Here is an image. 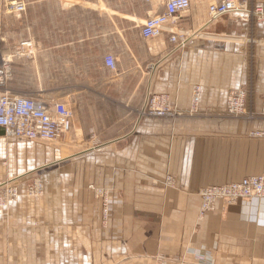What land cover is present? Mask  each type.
Listing matches in <instances>:
<instances>
[{
	"label": "crops",
	"instance_id": "1",
	"mask_svg": "<svg viewBox=\"0 0 264 264\" xmlns=\"http://www.w3.org/2000/svg\"><path fill=\"white\" fill-rule=\"evenodd\" d=\"M209 2L190 0L155 40L140 29L162 0H103V10L96 0H40L38 11L29 3L15 16L21 31L0 34L2 52L13 55L8 91L65 102L73 114L53 162L56 185L39 204L11 205L8 219L0 218V264H159L160 257L166 264H264L263 199L200 214L201 189L264 174V117L235 119L225 109L229 92L246 81L247 52L233 40L245 31H207L221 20H208ZM79 12L87 17L83 29L74 22ZM233 17L238 26L247 22ZM96 18L103 22L97 30ZM170 33L182 47L167 41ZM21 42L32 44V58L15 55ZM255 81L258 100L264 73ZM163 94L168 116H144L148 96ZM34 144L0 133V181L1 165L29 170L14 158L39 159ZM90 185L106 190L108 201L95 199Z\"/></svg>",
	"mask_w": 264,
	"mask_h": 264
},
{
	"label": "built area",
	"instance_id": "2",
	"mask_svg": "<svg viewBox=\"0 0 264 264\" xmlns=\"http://www.w3.org/2000/svg\"><path fill=\"white\" fill-rule=\"evenodd\" d=\"M163 9L156 16L141 26V36L145 40L160 38L165 27L175 26L180 16L190 8V0H162ZM248 0H216L208 7L207 13L210 21H216L222 17L237 12L242 15L264 18V8L262 5L248 10ZM16 12H24L23 5H12ZM169 42L176 47H182L184 41H179L177 35L173 33L169 37ZM20 49L15 51V55L25 59L32 58L34 54L33 46L30 42H21ZM12 57L8 59L2 54L0 49V129L4 135L10 138L25 140L29 142H52L71 132L72 111L68 104L58 100L34 99L30 96L19 97L8 91V81L11 75L10 65ZM105 66L114 71L115 60L111 55L104 57ZM199 96V89L194 87L192 98ZM243 95L231 97L229 102V113L239 114ZM169 99L163 96H155L149 106V115L164 117L168 111ZM196 103L193 101V105ZM195 108V107H192ZM143 114V112H142ZM11 198H16L15 190L9 192ZM201 204V214L213 211L216 205H233L250 198L264 199V175L250 176L243 178L236 183L222 186L203 188L199 191ZM3 205H1L2 209ZM159 264H166L171 261L167 258H158ZM172 262L182 264V260H172Z\"/></svg>",
	"mask_w": 264,
	"mask_h": 264
},
{
	"label": "rangeland",
	"instance_id": "3",
	"mask_svg": "<svg viewBox=\"0 0 264 264\" xmlns=\"http://www.w3.org/2000/svg\"><path fill=\"white\" fill-rule=\"evenodd\" d=\"M39 1L40 0H0V34H3L5 31H21L22 26L20 27L19 23L17 24L15 23L16 20L19 21L17 18H15V16L24 14L27 9V4L29 5V3H31L33 6H37V11H38ZM81 1H87V0H81ZM114 1L118 3L119 0H112V6L115 5ZM215 1L216 0H210L208 7L210 6V4H213ZM96 2H97V4L95 5L96 9L103 10V0H96ZM15 4L23 5L25 8L24 12L20 13V12L14 11L12 9V5H15ZM247 5H248V10L250 9L252 10V8H255V7L257 8V6L259 5H262V7L264 8V0H248ZM90 7H93V5H90ZM208 7H207V10H208ZM125 8H127L128 10L134 7L128 6V3H126ZM162 9H163V2H162V8L160 11H162ZM134 10H136L139 13L142 9L141 10L134 9ZM231 15L232 14L226 17H222L220 18L221 20L218 19L219 21L214 26L210 25L207 28V31H245V32H242V37L240 38L238 37V39H233V40L235 43L242 46L243 49H245L247 52L246 56L243 57L244 64L242 65V71H243V75H245L246 81H245V84L241 86L240 88L233 89L229 92L228 100H227L226 107H225L226 115L228 117H232L235 119L258 118L259 116H254L258 114L261 115L260 117H264V94L258 97V100L255 94V82H256L255 80L258 78V76H261L264 73L263 60H262V57L264 56V52H263L264 38L260 37L257 33V31H264V18L259 19L257 17L250 16V15L248 18L246 15H243V17L247 19V22L245 24H240V26H238L237 24H233V20L236 21L235 19H233L234 18L233 15H236V17L237 16L240 17V15L242 16V14L237 12L233 14L232 16ZM91 18L92 16L90 14L89 16L90 25L89 26L92 29L93 25L91 24V20H92ZM207 18L210 21L208 13H207ZM38 19H39V14H37V28H36L37 31H39L40 29V24H39ZM86 21H87V17H86V14L83 12H79L77 14V17L74 19L75 24L81 29L84 28ZM211 22L213 23L214 21H211ZM100 25H103V22L99 20L98 18H96L95 25H94L96 30L98 29ZM172 29H175V28H172ZM172 34L173 33H170V35ZM170 35L167 38L168 42H169ZM0 49H1V46H0ZM2 54L8 59L7 53L2 52ZM238 94L243 95V99L241 100V105H240L241 109H240L239 114L236 113L233 115L229 113L228 111L229 109L228 103L230 102L231 97L234 98ZM155 96H159V95H149L148 96L147 101L145 103V107L143 109V113L145 111H149V106L151 104L152 99ZM160 96L167 97V99L169 97L168 95H165V94L160 95ZM47 101H50V100H47ZM257 102H259V106H258L260 108L259 112L255 111L257 107ZM170 109H171V105L169 101L168 111H170ZM192 109L195 110L196 108H192ZM67 135H64L58 140L52 141V142H42V141L34 142L35 143L34 151L39 152V153H36V156L40 155L39 159L32 158V157L30 158L24 157L25 159L20 160L18 157L13 156V158L15 157L14 158L15 163L22 162L25 165L29 163L30 164L28 167L29 170L27 169V167L26 168L22 167L20 171H18L19 169L16 165L15 168H13V166L10 167L11 170L9 173L8 169L6 167L5 168L2 167L1 165V169L5 171V175H4V179L0 181V208H1V205H3L2 209H0V218L8 219L9 217L8 211L11 205L18 204V203L39 204L41 202V199L44 196L45 190L50 187H54L56 185V170L59 166L57 163H53V162H55V159H56L57 148L61 146L62 144H65L67 137H68ZM3 136L7 139H14V138L7 137L4 134ZM39 167H43V169H41L40 171L39 170L35 171ZM7 174L8 175L11 174V176H8ZM167 180L168 182H170L171 179L168 178ZM88 188L90 191H92L94 198L99 200L101 203L108 201V195H107L106 190L102 188H96L92 185H90ZM11 190H15L16 192L15 199L11 198L9 195V192ZM251 199H260V198H250L245 201H248ZM226 206H230V205H225V207Z\"/></svg>",
	"mask_w": 264,
	"mask_h": 264
},
{
	"label": "bare ground",
	"instance_id": "4",
	"mask_svg": "<svg viewBox=\"0 0 264 264\" xmlns=\"http://www.w3.org/2000/svg\"><path fill=\"white\" fill-rule=\"evenodd\" d=\"M194 87H197L199 89V96L197 98V101H195V98L194 99L192 98V92H193ZM194 87L192 88V92H191V105H190V108L191 109H192V107L197 108L198 107V104H199V100H200V87H198V86H194ZM168 99H169V97H168ZM193 101L196 103L195 105H193ZM228 105H229V103H228ZM168 114L169 113L166 112L165 115H164V117L168 116ZM143 115L144 116H149V117L164 118V117H157V115H153V116L152 115H149L146 111L143 113ZM257 176H261V175H257ZM200 201H201V203H200V214H201V204H202V200L200 199Z\"/></svg>",
	"mask_w": 264,
	"mask_h": 264
},
{
	"label": "water",
	"instance_id": "5",
	"mask_svg": "<svg viewBox=\"0 0 264 264\" xmlns=\"http://www.w3.org/2000/svg\"><path fill=\"white\" fill-rule=\"evenodd\" d=\"M0 133L4 134V132H3V130H2V129H0Z\"/></svg>",
	"mask_w": 264,
	"mask_h": 264
}]
</instances>
